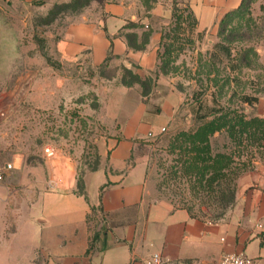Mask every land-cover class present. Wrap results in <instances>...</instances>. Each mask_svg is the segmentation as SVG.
<instances>
[{
	"label": "rangeland",
	"instance_id": "obj_1",
	"mask_svg": "<svg viewBox=\"0 0 264 264\" xmlns=\"http://www.w3.org/2000/svg\"><path fill=\"white\" fill-rule=\"evenodd\" d=\"M71 1H0V164L11 162L20 168L22 161L28 163L27 170L21 167L14 179L12 194H33L29 182L38 175L49 179V161L70 158L77 178L102 165L106 160L101 153L104 139L113 136L112 128L117 122L123 123L124 116L129 121L140 106L155 111L173 92L176 105L168 124L163 126L166 130L159 133V129L149 127L138 138L147 162V187L154 198L189 207L213 220L219 218L220 209L210 194L181 174L179 151L169 141L176 133L195 128L197 115L211 107L243 109L250 115L262 112L264 0L252 2L246 15L235 16L233 25L243 22V26L233 43L231 61L215 45L221 41L220 19L234 5L221 4L224 0H184L190 4L197 23L191 26L189 19L183 29H174L172 13L169 18L149 14L156 31L177 38L167 74L159 69L164 51L161 42L157 68L150 71L136 64L130 67L123 59H108L101 66L83 60H62L56 41L64 29L80 13L105 0H92L80 12L64 5ZM236 49L250 50L249 61L235 57ZM233 63L238 64L236 70H232ZM130 71L144 79L151 78L153 85L148 95H143V87ZM245 94L257 96L258 102H244ZM143 117L144 123L148 121V115ZM212 144L215 150H225L229 144L226 133H216ZM48 146L57 151L55 156H48ZM251 149L249 158L262 160L259 152ZM247 158L245 155L242 160Z\"/></svg>",
	"mask_w": 264,
	"mask_h": 264
},
{
	"label": "crops",
	"instance_id": "obj_2",
	"mask_svg": "<svg viewBox=\"0 0 264 264\" xmlns=\"http://www.w3.org/2000/svg\"><path fill=\"white\" fill-rule=\"evenodd\" d=\"M166 2L148 9L145 0L102 1L67 25L56 51L68 62L101 66L123 59L130 67L154 70L162 33L150 24L149 14L169 18L172 4ZM240 2L221 4L236 8ZM129 22L142 26L126 27ZM147 31L151 35L144 49L128 44V36L140 44ZM174 98L171 92L155 111L140 106L129 121L124 116L123 123L117 122L101 148L106 160L83 175L87 197L76 192L77 171L70 158L47 162L48 180L33 175V194H12L14 179L28 163L14 166L0 183V264H144L154 252L162 254L164 264H224L223 256L236 252L264 261V229L257 226L264 217L263 160L241 175L235 205L221 219L192 216L184 207L151 196L138 138L149 127L160 131L168 124ZM143 114L148 115L145 123ZM257 115L264 116V107Z\"/></svg>",
	"mask_w": 264,
	"mask_h": 264
},
{
	"label": "trees",
	"instance_id": "obj_3",
	"mask_svg": "<svg viewBox=\"0 0 264 264\" xmlns=\"http://www.w3.org/2000/svg\"><path fill=\"white\" fill-rule=\"evenodd\" d=\"M43 0H36L38 3ZM92 0H72L70 3L64 4L67 7L72 6L73 10L80 12L83 7L90 4ZM158 0H145L147 8L150 9ZM256 0H241L238 7L227 11L219 22L218 36L221 41L215 46L221 48L226 57L231 61L233 57V43L239 37V27L243 26L240 22L238 26L233 25V20L237 14L244 16L248 13L250 5ZM172 17L175 21L174 29H183V23L191 19V26L197 23L195 14L189 3L184 0H171ZM180 5H184L180 8ZM127 26H142L138 23L129 22ZM151 31H147L142 36L141 43H137L131 36H128V44L135 49H144L149 41ZM176 40L174 35L162 34L161 43L164 51L160 55L161 64L159 69L161 73L167 74L169 65L174 60V52L176 49ZM180 43V42H178ZM249 51L247 49L237 50L235 57L240 61H249ZM238 64H232V70H236ZM129 72V70H127ZM130 75L135 81L143 87V95H148L151 91L153 81L150 77L142 78L139 74ZM125 85L129 84L123 82ZM244 102L253 105L258 102L257 96L243 95ZM198 124L190 130H182L170 138V146L179 151V170L183 176L197 182V184L210 194L214 205L220 209L221 219L226 215L236 201V192L238 188V180L241 175L253 167L254 161L249 158L251 148H255L261 159L264 161V116L250 115L243 109L236 108H215L211 107L208 112L197 115ZM225 132L229 144L225 150H215L212 144V138L216 133ZM247 155V160L242 157ZM253 156V155H252ZM97 169V167L92 170ZM178 170V171H179ZM76 192L87 197L85 182L83 177L77 180ZM186 208L192 216H201L194 213L189 207Z\"/></svg>",
	"mask_w": 264,
	"mask_h": 264
},
{
	"label": "built area",
	"instance_id": "obj_4",
	"mask_svg": "<svg viewBox=\"0 0 264 264\" xmlns=\"http://www.w3.org/2000/svg\"><path fill=\"white\" fill-rule=\"evenodd\" d=\"M165 130V127H162L159 133H163ZM153 133L154 132L151 131L149 134L153 135ZM45 151L48 156H55L57 154V151L50 146L46 147ZM13 169L14 165L11 162L0 164V183L4 181L6 175ZM257 226L260 229H264V217L259 220ZM222 261L224 264H264V261H261L258 258H253L244 252L227 253L223 256ZM164 262V258L160 252H154L152 255L144 259V264H164Z\"/></svg>",
	"mask_w": 264,
	"mask_h": 264
}]
</instances>
